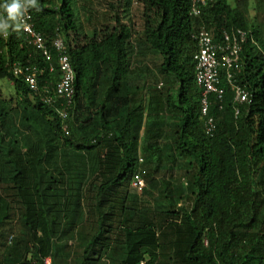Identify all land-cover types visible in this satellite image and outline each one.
I'll return each instance as SVG.
<instances>
[{
  "label": "trees",
  "instance_id": "obj_1",
  "mask_svg": "<svg viewBox=\"0 0 264 264\" xmlns=\"http://www.w3.org/2000/svg\"><path fill=\"white\" fill-rule=\"evenodd\" d=\"M21 2L53 51L54 64L59 56L51 41L64 34L76 72V98L75 109L64 97L53 104L41 99L44 85L50 82L53 88L60 73H50L17 20L0 7V24L10 27L8 37L0 27V80L13 85L29 113L24 110L25 124L36 143L28 164L37 194L15 239L7 226L15 211L0 193V264H32L26 261L31 245L37 264H47L46 249L53 264H70L62 258L70 238H77V254L68 255L74 264H264V40L258 27L251 29L245 0H236L238 5L216 0L201 17L190 14V0H120L110 5L105 31L93 10H86L83 31L76 12L80 0ZM134 2L142 8L141 30L124 15ZM10 3L0 0V6ZM203 24L218 41L223 29L249 34L241 69L231 80L225 68L220 70L225 95L210 96L214 135L206 132L203 89L195 74V33ZM18 60L45 69L38 92L9 71ZM232 84L246 88L250 102H237ZM3 96L0 85V128L12 110V101ZM60 153L75 173L72 192L58 189L49 168ZM93 155L104 157L99 162L104 168L88 198L78 183ZM6 159L15 168L12 188L25 198L31 188L28 167L20 156L12 157L11 148ZM140 170L148 182L143 197L132 185ZM147 199L152 202L145 204ZM87 203L94 224L86 222ZM56 236L60 244L53 241Z\"/></svg>",
  "mask_w": 264,
  "mask_h": 264
},
{
  "label": "rangeland",
  "instance_id": "obj_2",
  "mask_svg": "<svg viewBox=\"0 0 264 264\" xmlns=\"http://www.w3.org/2000/svg\"><path fill=\"white\" fill-rule=\"evenodd\" d=\"M120 0H80V3L76 5V12L78 14L79 23L83 27L84 31V25L88 18V12L86 10L91 11L93 10L95 12V15H93V18L97 20V23L99 22V28L102 30H107L108 26H104L105 23H107L109 17H106L108 14L111 13L110 11V5L115 2H119ZM239 1V0H238ZM231 2L235 5L238 2L236 0H231ZM247 5H244L247 10V15H249L250 21H251V29L255 27H258L262 31L261 38L264 40V0H245ZM245 3V4H246ZM122 10H126L125 6L124 8H121ZM126 13L127 19H131L133 23L135 24V28L138 30H141L143 28L142 25V8L139 4L136 2L133 3L132 7L130 8L129 12L124 11V15ZM113 20V19H112ZM114 21V20H113ZM112 21L111 25L114 24ZM103 24V26H101ZM0 85L2 86L3 90V97L9 100L11 102V114L9 118L6 119L5 124L2 125V128H0V193L3 194L5 199H7L11 203V211H15L14 218H8V220H12L11 223H7V226H9L8 229V235L11 237L17 239L18 236H20V231L22 229V219H23V212L26 210L27 204L31 202L37 203V194L35 192L34 186H35V179H34V172L31 168L30 164H28V161L30 159H33L34 154H32L31 149L33 147V143H36V140L34 141V134L32 133L31 129L29 128V125L25 124L26 118V110H25V104H21V101H19L18 98L15 97V92L13 90V85L5 80H0ZM24 107V109H23ZM25 110V112H24ZM29 114V113H27ZM11 148L12 151V157L20 156L23 160V164L28 167L27 170V182H30L31 188L28 189L26 192L25 198L21 197V195L16 192L15 189H13V181L10 179V174L13 173V170L15 169L13 167V164L11 161H8L9 159H6V156L8 155V150ZM62 153V152H61ZM61 153L57 155L55 160L52 161L49 168L51 169V172L53 176L58 178V189L64 188V190L69 189V191L72 192L70 187V182L73 184V177L75 176V173L73 171H70L66 167V161L65 159L60 157ZM92 157L88 158V161L86 163V167H83L82 169V179H80L79 185L82 186L83 194L90 198L91 195L94 193L92 190V184L99 182L102 180V167L103 163H99L104 160L103 158H98L96 162V169H92ZM82 160V158H81ZM102 164V166H101ZM59 167V169L57 168ZM58 170H57V169ZM104 168V167H103ZM80 176V177H81ZM61 178V180H60ZM63 179V181H62ZM98 180V181H97ZM76 183V182H74ZM29 184V183H28ZM11 186V187H9ZM72 189L75 191V186L72 187ZM61 200V205L63 206L64 199L61 197L59 198ZM152 201L147 199V203L149 204ZM86 211H87V217L86 222L90 220V218L93 216L91 213V207L89 204H86ZM96 221V220H92ZM23 230V229H22ZM10 238V237H9ZM77 239V238H76ZM76 239L70 238L68 239L69 244L66 248V250L62 251V258L65 259L66 262L70 264H74V262H71V260L74 258V256H68L69 254H77L76 251H74V247L76 245ZM11 241V238H10ZM55 243H61L62 239L58 236L54 237L53 240ZM65 241V240H63ZM67 242V240H66ZM40 241L36 240L34 245H39ZM46 249V248H45ZM47 250V249H46ZM44 251V260L45 262L48 261L50 264L54 263V257L50 255V253H46L47 251ZM35 252L36 249L31 245L30 246V252L27 253L26 261H29L32 264H37V259L35 258ZM46 253V254H45Z\"/></svg>",
  "mask_w": 264,
  "mask_h": 264
},
{
  "label": "built area",
  "instance_id": "obj_3",
  "mask_svg": "<svg viewBox=\"0 0 264 264\" xmlns=\"http://www.w3.org/2000/svg\"><path fill=\"white\" fill-rule=\"evenodd\" d=\"M214 0H191V14L195 16L201 15L202 8L209 2ZM31 16L27 13L24 14L22 22L26 26V30L33 38L38 48L45 51L48 59L52 56L48 53L45 45V40L42 35L37 33L32 25L28 22ZM195 39L198 43V52L195 56L197 60L196 80L198 85L203 89L202 92V113L206 117V132L209 135H214L217 124L214 117L210 115V96L216 95L218 99H222L226 91L222 86L220 70L226 69L228 78H233V73L236 70H240L242 67L241 55L244 50V45L248 42V33L242 29H236L233 31L223 30L221 40L218 41L215 34L202 26L195 34ZM55 46L62 53L65 52V45L63 40L58 37L55 41ZM15 73H23L22 68L19 65L14 66ZM52 71L54 68L51 69ZM61 75L59 81L53 89L48 90L43 97L44 102L48 104L55 103L59 98H66L68 107L74 105V98L76 95V72L70 62V59L65 54L61 58L60 66ZM27 82L34 90H38L39 81L37 77V71L31 72L27 75ZM233 85V89L236 93V101L239 103L250 102V93L246 88L238 85ZM69 112H63L62 115L66 118ZM67 134H69L68 127L64 128ZM144 157H140V163H144ZM133 188L137 191L138 195L143 197L145 189L148 187V182L144 178L142 171H138L132 182ZM47 264L50 262L46 261ZM145 264V261L142 262Z\"/></svg>",
  "mask_w": 264,
  "mask_h": 264
},
{
  "label": "clouds",
  "instance_id": "obj_4",
  "mask_svg": "<svg viewBox=\"0 0 264 264\" xmlns=\"http://www.w3.org/2000/svg\"><path fill=\"white\" fill-rule=\"evenodd\" d=\"M28 2H29L31 5H33V6L36 5V0H28ZM215 2H216V0H214L213 2H209L206 6H204V7L202 8L201 15H199V16H195V15L191 14V9H190V14H191L192 16H194V17H201L202 14H203L204 9L207 8V7H209L210 5L214 4ZM190 3H191V0H190ZM0 7H3L4 10H6V12H7V14H8V18H9L10 20H13V21L17 20V24H18L17 27H20V28H21L22 32L24 33V35H25V37H26V41H27L28 45H29V46H32V47L35 48L37 51L41 52V55L45 58L46 62L49 63V71H50V73H56V72H59L60 75H61V71H60L61 58L66 54V55L68 56V58L70 59L69 54H68V52H67V50H68V46H67V43H66V41H65L64 34H63V33H58V34L54 37V39L51 41V43H52L51 46H53V49L57 52V54H58V56H59L58 64H54V62H53V61H54V55H53L54 53H53V51L51 50V48H50V46H49L47 40H46L45 37H44V35H43L40 31H38V30L36 29L35 23H34V21H33V15H32V13H31V11L29 10L27 4H25L24 2H21V0H11V3H10V4H5V5H2V6H0ZM25 13H27V14H29V15L31 16V18L29 19L28 22L32 25L33 29H34L37 33H39L40 35H42V36L44 37L45 45H46V49H47L48 53L52 56V58H51L50 60L48 59V57H47L45 51L42 50V49H40V48H38L37 44L34 43L33 38H32V37L29 35V33L27 32V30H26V26H25V24L22 22V18H23V16H24ZM0 20H3V19H0ZM202 26H205V25H204V24L201 25L200 28H201ZM0 27H2V35H3L4 37H8V32H9V29H10L9 24H8L7 22H4L3 25L0 24ZM205 27H206V26H205ZM206 28H207V27H206ZM236 29H242V28H234V29H232V30H230V31H233V30H236ZM209 30H210V29H209ZM223 30H226V29H223ZM223 30H222V31H223ZM242 30H244V29H242ZM198 31H199V30H198ZM211 31H212V30H211ZM244 31H246V30H244ZM212 32H213V31H212ZM246 32H247V31H246ZM213 33H214V32H213ZM247 33H248V32H247ZM195 34H196V33H195ZM214 34H215V33H214ZM221 35H222V32H221ZM221 35H220V36H221ZM58 37H60V38L63 40V42H64V45H65V49H64L65 52H64V53H62L61 51H59V50L57 49V47L55 46V41H56V39H57ZM215 37H216V34H215ZM251 38L253 39L252 41H253L254 44L259 45L258 40H257L255 37H251ZM251 38H250V39H251ZM216 39H217V38H216ZM248 39H249V34H248ZM219 41H220V40H219ZM247 43H248V42H247ZM247 43H246V44H247ZM246 44H245V45H246ZM245 45H244V47H245ZM196 54H197V53H196ZM196 54H195V56H196ZM195 61H196V69H197V60H196V58H195ZM70 62H71V60H70ZM15 65H19V66L22 68L23 73H19V74L15 73V70H14V66H15ZM56 66H57V67H56ZM52 68H54L53 71L51 70ZM223 69H224V68H223ZM225 70H226V69H225ZM9 71H10L11 73H13L14 75H16V76H23L25 82L27 83L28 87H29L32 91H34V92H38V91L40 90V83H39V88H38V90H34V89H32V88L30 87V85H29L28 82H27V75H28L29 73H31V72L37 71V77H38V81H39V75H40V74L43 75L45 69H41V68L38 67L35 63L30 62V60H28L26 63L23 62V61H21V60H18V61L14 62L13 64L10 65V69H9ZM195 74H196V71H195ZM59 78H60V76H59ZM57 81H59V79H58ZM57 81H56V82H57ZM196 81H197V80H196ZM56 82H55V85H56ZM55 85L53 86V88L55 87ZM47 88L53 89V88L51 87V83H50V82H48V83H46V84L44 85V90H43L44 93H41V99H42V100H43V97L45 96L46 91L48 90ZM75 98H76V95H75ZM75 98H74V105L71 107V108L74 107V109H75ZM43 101H44V100H43Z\"/></svg>",
  "mask_w": 264,
  "mask_h": 264
},
{
  "label": "crops",
  "instance_id": "obj_5",
  "mask_svg": "<svg viewBox=\"0 0 264 264\" xmlns=\"http://www.w3.org/2000/svg\"><path fill=\"white\" fill-rule=\"evenodd\" d=\"M263 50H264V47H263ZM135 88H136V86L134 87V89H135ZM138 90H139V89H137V92H136V94H137V98H136V99H137V100H139V97H138V96H139V94H138ZM140 90H141V89H140ZM140 92H141L140 94H142V90H141ZM140 98H141V97H140ZM136 99H135V100H136ZM112 124L114 125V119H113V118H112ZM112 124H111V125H112ZM95 156H96V157H95ZM95 156L93 155V156H92V159H91L92 164H93L91 168H92L93 170L96 169V167H97L96 162H97V159L99 158V157H97V155H95ZM94 219H95V218H94ZM91 222L94 224L96 221H92V220H90V223H91ZM88 228H90V227H88Z\"/></svg>",
  "mask_w": 264,
  "mask_h": 264
}]
</instances>
